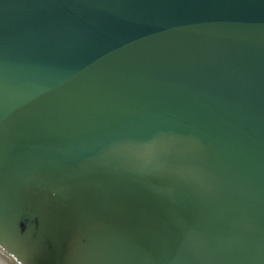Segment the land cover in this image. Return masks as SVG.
I'll return each mask as SVG.
<instances>
[{"label": "water", "instance_id": "obj_1", "mask_svg": "<svg viewBox=\"0 0 264 264\" xmlns=\"http://www.w3.org/2000/svg\"><path fill=\"white\" fill-rule=\"evenodd\" d=\"M0 264H264V0H0Z\"/></svg>", "mask_w": 264, "mask_h": 264}]
</instances>
